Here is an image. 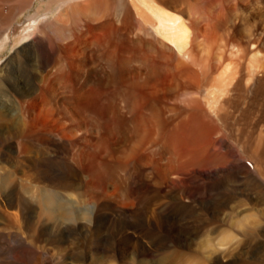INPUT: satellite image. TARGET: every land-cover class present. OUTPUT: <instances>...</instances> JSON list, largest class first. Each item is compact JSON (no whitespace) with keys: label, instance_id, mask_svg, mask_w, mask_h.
Listing matches in <instances>:
<instances>
[{"label":"bare ground","instance_id":"1","mask_svg":"<svg viewBox=\"0 0 264 264\" xmlns=\"http://www.w3.org/2000/svg\"><path fill=\"white\" fill-rule=\"evenodd\" d=\"M31 1L0 0V41ZM74 1L78 0H64L65 9L52 24L40 27L37 35L34 31L26 33L32 40L15 52L16 70L10 68L8 59L0 69V137L22 140L19 147L29 162L44 158L45 144L52 145L56 156L49 160L57 166L61 162L71 175L45 183L33 170L21 168L22 176L45 184L36 185L41 190L37 196L41 202L22 195L19 183L0 189L1 229L13 231V239L21 243H26L22 235L31 231L33 240L46 239L60 249L77 240L83 230L76 233L79 211L72 174L79 153L85 151L78 147L82 142L85 147L92 145V132L86 129L96 115L93 108L102 101V91L119 87L120 108L111 112L113 127L123 141L121 164L125 169L134 159L146 161V169L153 168L158 180L151 187L166 188L165 201L155 199L151 210L139 211L140 223L159 230L153 234L159 237L165 225L180 218V210L196 208L191 203L195 200H189L193 195L184 197L186 185L229 178L231 183L237 182L225 192L227 199L214 207L212 222L204 224L222 229L219 248L247 247L243 263L264 264V38L260 36L264 25L250 26L248 21L252 9L261 20L264 1L254 2L255 7L250 0H88L82 5L72 4ZM111 1L122 9L118 24L108 13L103 15L107 20L97 25L90 22L86 15L90 7L108 9ZM239 6L247 10L245 16L240 17L235 10ZM74 16L88 18L90 25L69 28V41L64 43L54 27ZM35 19L36 15L29 18ZM49 33L55 34L53 40ZM91 52L97 62L87 56ZM103 60L118 73H98ZM13 70L17 73L10 79ZM255 75L259 76V87H248ZM158 147L174 155L164 160L166 164L153 158L150 161L149 151L153 154ZM12 148L17 155L22 153ZM245 158L256 163L258 174H251L250 164L242 163ZM154 162L160 169L152 166ZM192 175L196 181L191 180ZM63 214L66 222L59 220ZM51 217L57 220L47 225L44 220ZM197 234L181 231L171 244L165 240L156 249L177 248L173 255L179 258L183 255L178 248L192 249ZM97 246H89L88 251V247L84 251L65 249L66 258L70 264H90L86 256L90 253L91 263L105 264L109 258L106 250H99L100 261L94 258L95 252L99 253Z\"/></svg>","mask_w":264,"mask_h":264},{"label":"rangeland","instance_id":"2","mask_svg":"<svg viewBox=\"0 0 264 264\" xmlns=\"http://www.w3.org/2000/svg\"><path fill=\"white\" fill-rule=\"evenodd\" d=\"M63 1L32 0L30 4L20 12V14L10 23L11 25L7 28V30H5L2 34L0 41V69L8 60H11L9 62V65H11L10 68H14V70H16L15 68L17 66V61L15 52L26 46L32 40L30 36L26 35V33L34 31L37 35L40 27L43 29L48 26L49 23L47 22L52 24L51 21H54L55 18L60 15L62 10L65 9L64 7L66 3H63ZM256 1L258 0H250L249 2H253L254 5V2ZM262 1L264 0H259V2ZM88 2V0H78L74 1L72 4L82 5ZM260 9L264 12V2L260 5ZM235 10L240 17L247 11L245 10V7L240 6ZM256 11L257 10L252 9L248 15L250 26H263L264 16L261 17V20H259L260 17H258L259 14H257ZM106 13H108V17H111L113 21L115 20L117 23L116 19L122 15V9L120 8L119 4L117 2L114 3V1L110 2V7L108 9L106 6L102 5L100 7H90V10L86 13V15L89 16L90 20L92 21H90L88 18L81 19L79 16H74V18L70 19V21L63 22L62 26L60 25L61 28L60 26H55L54 29L56 32H59V36L61 34L62 42L66 43L69 41V38L67 37L69 28L78 27V25H82V27H84L88 24L90 25V22H92L94 25H97L100 23V21L103 22L105 19L107 20V18L103 17V15H106ZM32 15H34V17L36 15L35 20H29L30 16ZM71 25L72 27H70ZM140 27L141 25H139V28ZM66 30L67 34H65ZM51 36L53 40L55 38V34L49 33V37ZM260 36H263L262 38H264V34ZM91 54L89 53L87 56L90 58L92 57L91 60L93 62H97L98 59L96 58V54L92 52ZM102 66L103 67L100 66L98 68V73L103 71L106 72L105 75L112 73L116 75L118 73L115 68L111 69L109 67L106 60H103ZM243 67H247V65L244 64ZM10 68L9 70H11ZM14 70L9 75L10 79L17 73L14 72ZM240 73L243 74V72ZM258 77V75H255V77L251 79V82H249L248 87H259L257 82ZM10 79L9 82H11ZM167 79L168 77L165 76L163 79L164 83L167 82ZM2 81L3 83L7 84L4 78H2ZM118 90L119 87H109L106 91H102V101L100 105L97 106V108L96 106H93V112L96 113V115L94 114L93 119H90V124L92 125L93 129H90L91 125H89L88 129H86L87 131L90 132L91 130L92 132V148L85 147L84 142H82L78 147L79 151H83V149H85V151L83 153L80 152L81 154L79 153L80 157L78 156L77 168L72 175L75 177L77 184V189L74 193L76 195L79 211L76 218L77 222L75 223V225L77 224L76 233L78 234L80 230H83L82 233L78 234L77 240H75L74 243L66 245L64 244L60 249L59 247H55L46 239V241L43 239L41 241L33 240L31 237V231L22 235L25 238L23 241L26 243L18 242L19 240L13 239L14 232L1 229L3 224L0 223V264H70L71 261L67 260L66 258L68 250L84 251L88 247L85 250L88 251L89 246L96 247L97 245L99 246H97V252L99 253L95 252L94 258L96 261H100L101 259H99V257L101 256V251L99 250H101V248L104 251L106 250L107 252H105L109 258H107V262L105 264H244L243 259L246 257V255H244L245 253H243V251L247 252V247H238L228 250H224L222 247L219 248L217 241L221 236L220 234L222 229L218 228V226L216 227L214 224L211 226L204 224L212 222L211 219L213 218L212 216L215 212L214 207H216V205L218 206L217 203L220 202V200L228 197L225 195V192L227 191V193H229L230 188L233 187L237 181L231 183L229 178H224L217 182H212L213 184L210 183L211 185L204 181L186 185L188 193H185L184 197L186 198L190 194L193 195L189 200H195L191 203L195 204L196 208L193 209L191 207L185 210H180V218L175 220L173 223L170 222L168 225H165L164 229L162 228V230H160V236L157 238L154 235L159 230L152 227L151 225H147L146 223H140V220L138 219L139 211L151 210L157 201L158 203L165 201L163 199V195L166 192V188L158 187V189L151 187V185H157L158 180L156 179V173L151 170L153 168L146 169V161H142L140 163L139 158L134 159L125 169L121 164L119 157H121L123 141L121 142L122 136L119 130L114 129L113 127L114 121L112 120L111 112V110L115 111L119 110L120 108ZM112 95H115V97L112 98ZM95 105L97 104L95 103ZM109 105L111 107L113 106V109ZM102 107L104 108L103 110ZM106 129L108 132L105 131ZM105 132L107 135L106 137ZM115 132H119V134ZM226 136H231V134H226ZM107 138L110 139L107 141ZM227 139L230 138L227 137ZM109 141L112 144L114 143L116 146L114 144H109ZM20 144L22 146V140L13 137L7 139L5 137H0V189H9L14 185V183H19L20 185L18 184V187L23 193L22 195L26 196L27 199L34 198L35 202H41L40 198L37 197L39 196V192H41V190H38L36 185L39 183V185L43 187L45 184L38 181H31L25 176H22L23 170H33L31 172L37 173L45 183L48 180H61L60 178L65 180V178L71 174L65 170L61 162L58 164V166L57 164L54 165L51 163L50 158L56 156L52 145L45 144L44 151L47 153L45 152L46 155L44 158H40V160L37 162H29L25 159V155L22 152V147H19ZM232 144L235 145V143ZM12 147H15L22 153L17 155ZM93 147H95V149H93ZM117 147L120 148L119 151L117 150ZM162 147H158L159 149L155 148L153 154H151V151H149L151 155L149 156L150 161H152L153 158L154 161L159 160L160 162L166 164L164 160L174 156L172 153V155L165 154ZM84 158L87 159V161ZM161 159L163 160L161 161ZM241 161L242 163L250 164L249 170L251 174H258V171L255 169L257 166L256 163L248 160L247 158ZM153 164V167L160 169L158 163L154 162ZM5 171L8 173H4ZM21 176L22 180L20 179ZM192 176L193 177L191 180L196 181V176ZM89 189H91V192ZM196 199L198 201H196ZM200 201L204 202V205H199ZM29 203H32V200H29ZM24 204H27V202ZM28 205L29 204H27L26 207ZM206 207L208 210H206ZM149 216L150 214H147L146 217L149 218ZM51 218L53 219L54 217ZM36 219L37 218H35L34 221H37ZM52 219L44 220V222L47 225H50L51 222H55L57 220L56 218L53 220ZM59 220L66 222L65 214H63ZM181 231H186V233L189 231H193L195 234L198 233L194 239V245L192 249L187 250V248H178L179 252L182 253L181 255L184 256H181L183 259L181 257H174L173 252H175L174 250H177V248H161V251L156 249L159 244H162V242L166 243L165 240H169L171 244V240L174 238V236H176L177 233L179 234ZM86 232L89 234L87 233L84 236L83 233ZM87 235H89L88 239ZM65 249L67 250L66 252ZM61 256L63 257L59 259ZM86 256L88 257L87 263L93 264L91 263V259L89 257L90 253L89 255L86 254ZM114 257L116 258L114 259Z\"/></svg>","mask_w":264,"mask_h":264}]
</instances>
